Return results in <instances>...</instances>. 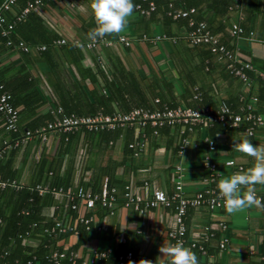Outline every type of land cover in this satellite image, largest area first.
Listing matches in <instances>:
<instances>
[{
    "label": "crops",
    "instance_id": "0c3cea01",
    "mask_svg": "<svg viewBox=\"0 0 264 264\" xmlns=\"http://www.w3.org/2000/svg\"><path fill=\"white\" fill-rule=\"evenodd\" d=\"M29 1L16 0L11 11L5 14L7 21H13ZM178 1H169L175 2L173 10H184L176 6ZM186 1L194 4L188 8H195L194 20L205 22L221 45L240 61L251 65L246 72L247 85L230 75L227 61L212 54L207 46H189L185 39L186 20L165 16L164 3H158L155 12L147 16H140L134 10L125 32L104 37L114 42L124 36L131 42L130 47L115 43L111 47L84 49L73 46L72 41H89L87 33L96 26L90 0H48L30 10L21 22L11 23L14 25L11 39L29 45L28 53L4 46L2 42L8 39L0 34V72L7 81L16 78L13 82L16 88L27 89L19 93L20 96L25 97V93L31 96L27 109L22 104L17 107L19 129L45 127L53 120L51 111L58 107L65 114L92 116L127 113L135 108L156 111L165 107L208 108L214 113L225 103L234 111L242 104L252 105L254 114L262 119V123L254 127L252 136L246 135L245 123L232 128L206 118L192 132L178 125L158 128L156 134L151 128L142 130L146 145L136 153L128 148L130 143L138 141V131L134 128L120 129L119 136L111 138L77 130L68 134L49 131L45 140H41L35 133L16 149L5 147L2 151L6 156L12 149L16 150L7 172L15 174L14 180L20 185L18 190L24 186H33L34 190L39 185L50 187L51 172L46 181L40 179L41 160L45 162L44 168L51 163L58 178L73 188L90 185L99 189L105 180L108 184L110 178V187L119 195L128 187L144 198L150 197L153 188L169 195L177 180L184 197L190 198L206 190L218 193L220 173L230 176L238 171L236 166H241L242 171L252 166L253 158L239 153L235 143L247 137L253 144L264 145L261 80L264 75V0ZM232 25L241 28L243 34L231 36ZM161 34L173 36L177 42L150 41ZM61 39L66 40V44H56ZM41 46L46 49L38 50ZM2 131L0 119V151L3 142L9 141ZM69 135L75 136L74 145L60 156L65 148L62 144ZM210 141L214 144L213 151L208 149ZM205 157L217 166L219 176L215 182L209 181L203 169ZM5 159L2 161L0 157L3 165ZM227 161H233L235 166L227 167ZM1 167L0 175L7 173ZM177 168L180 170L176 171ZM256 188L259 195H264V186ZM47 199L49 202L38 215L40 222L49 225L64 218L75 230H68L70 234L55 241L54 247L44 245L45 251H74L79 263L84 264H94L90 262L93 252H107L109 264H114L116 256L125 252L133 253L136 264L140 260L168 264V257L161 255L159 248L172 243L167 236L174 227L172 208L157 206L139 214L121 207L118 204L121 198L111 212L97 204L92 210L80 206L75 212L78 218H92L86 230L76 218L65 216L67 200L63 196L50 194ZM183 220L185 246L196 245L191 250L199 264H258L264 258V209L253 207L230 215L225 209L188 208ZM219 223L226 229L221 230ZM222 238L228 240L224 250L219 249ZM26 244L32 250L39 246L36 240L26 241ZM199 247L205 249L204 254ZM1 260L0 256V264Z\"/></svg>",
    "mask_w": 264,
    "mask_h": 264
},
{
    "label": "built area",
    "instance_id": "2783aa9c",
    "mask_svg": "<svg viewBox=\"0 0 264 264\" xmlns=\"http://www.w3.org/2000/svg\"><path fill=\"white\" fill-rule=\"evenodd\" d=\"M16 0H4L0 4V33L2 36L7 37L12 29L13 24L7 23L4 17V12L10 10L14 5ZM44 1L48 0H32L27 2L25 8L22 10L21 14L17 17V20H22L30 10L41 5ZM135 11L140 16H147L153 13L156 9L153 2L150 0H141L135 4ZM167 15L173 19H184L187 22L188 31L186 33V42L191 47L197 46H207L212 54L217 55L221 59L227 61V69L230 75L238 78L244 84H248L249 79L246 74L248 70L252 67L247 62L240 61L234 53L227 50L223 45L220 44L219 39L216 35L212 34L206 23L203 21H196L192 18L195 14V8L184 9V10H173L171 3L168 4ZM231 36H240L243 34V30L237 25H232L230 29ZM252 35V33H250ZM143 39H147L145 36ZM141 38V39H142ZM151 42L167 41L172 44L177 42V39L173 36L167 34L156 35L150 39ZM115 43L121 44L124 47H130L131 42L124 36H119L116 41H110L108 39H98L96 41H87L85 43H80L79 41H72L74 46L84 48V49H94L98 46L111 47ZM58 45L66 44V40L61 39L56 41ZM6 45H12L10 40L6 41ZM23 52H28V47L22 42H18L16 45ZM38 50H45V46L38 47ZM262 84L264 86V75H261ZM255 101V99H253ZM0 114L3 118V128L7 132L15 133L18 131V120H19V110L13 104L11 94L5 89L4 85L0 83ZM51 116L53 120L48 122L45 127H42L35 131L41 140H45V134L49 131H58L62 133H73L77 130H84L86 132H101L108 130H118V129H136L138 131V141L130 143L128 148L134 150L136 153L141 152L145 148L146 135L142 133L145 127H150L153 133L156 134V130L161 127H172L181 126L184 130L192 132L194 127L201 124L204 119L210 118L216 123L222 125H228L229 127L235 128L241 123L247 124L244 129L246 135L252 136L254 127L262 123L260 116L254 114L252 105L242 104L237 111L230 109L225 103H222L218 110L212 113L208 108H203L200 110L191 108H163L161 110L150 111L146 109L135 108L127 113H117L112 115L105 114H95L92 116H76L74 114H65L62 108L58 107L51 111ZM33 135V132L26 130L23 136L16 140L12 148L18 147L20 143H26ZM186 143V140H182ZM208 149L210 151L214 150V144L212 141L208 143ZM2 152H0L1 157ZM227 167L235 166L233 161H227L225 163ZM203 169L208 173V178L210 182H215L218 179V170L215 163H213L209 157H205L203 160ZM238 171H242L241 166H236ZM180 169L177 168L176 171ZM147 183H144V187ZM7 188L18 190L20 185L13 180H0V190H5ZM35 191L39 196L44 194H51L54 196H63L67 200L66 208L78 212L80 206H83L86 210H92L97 204L102 209H106L111 212L116 206L118 198L116 196V189L109 187L107 180L102 184L101 190L97 193H91L90 191H85L82 188H78L76 192H73L70 188L63 190L58 189H48L42 188L41 186L35 187ZM258 196L264 197V195ZM122 204L121 207L124 209H131L137 213H142L146 209H153L157 206H162L164 208H172L174 212V227L167 234L168 238L172 243L176 241H182L185 245V233L186 228L184 224V216L188 208H198L206 207L208 210H221L224 209V202L220 197L219 192L215 193L213 190H206L204 192H199L193 197H184L182 195V187L179 180L176 181L174 191L169 195L165 192L153 188L151 190V195L149 198H144L141 193L133 192L128 187L124 189L121 195ZM27 214V212H24ZM79 223L85 226L88 230L90 223L92 222L91 217H80L78 218ZM218 227L221 230H225L226 226L223 223H219ZM68 230L62 226L61 222L56 220L53 225L43 230L44 234L48 237H55L59 234H64ZM69 231H74L72 228ZM207 234L210 233L209 228H206ZM210 235V234H209ZM228 240L222 238L219 243V249L224 250ZM191 248H195L196 245L191 243ZM201 253H205L203 247H199ZM46 261L49 264H61L63 261L66 264H84V262L79 263L78 254L74 251L61 252L53 251L48 254ZM132 264L135 263V259L132 252H125L123 254H118L114 264ZM91 263L98 264H109L107 262V252H93ZM30 264V262L28 263Z\"/></svg>",
    "mask_w": 264,
    "mask_h": 264
},
{
    "label": "trees",
    "instance_id": "16d2710c",
    "mask_svg": "<svg viewBox=\"0 0 264 264\" xmlns=\"http://www.w3.org/2000/svg\"><path fill=\"white\" fill-rule=\"evenodd\" d=\"M140 1L141 0H137L135 2V4L140 2ZM150 1L154 3L156 9H157L156 5L158 3H162V4L164 3L165 7L166 6L168 7L169 3H171L172 6L175 3V2L174 3L169 2L170 0H150ZM2 2H0V4ZM15 3H16V1H15ZM15 3H14V5H15ZM176 6L181 7L183 9H188L191 6H194V4H188V2L186 0H180V1H178ZM12 7L10 8L9 11L4 12L3 15H4L5 19H6L5 14L10 12ZM167 7H166L165 12H164L165 16L167 15V13L169 11V9ZM24 8H22L19 11V13L15 16L13 21L8 22L6 19V22L10 23V24L11 23L15 24L17 22H21L22 20H24V18L26 16L20 21L17 20V17L21 14V12ZM13 29H14V25H13ZM13 29H12L11 33L7 36V39L12 42V45L8 46V45H6V42L3 41L2 43L4 44V46H6L7 48H13V47L18 48L16 46L17 43L22 42L25 46L28 47V52H29V50H30L29 45H27L25 42H23L21 40L14 42L11 39L10 36H12ZM4 38H6V37H4ZM0 39H2V38L0 37ZM19 50L22 51L21 49H19ZM28 52H25V53H28ZM14 80H16V78L13 80L7 81L4 77V75H2L0 72V83H2L5 87V89L11 94L14 106L18 107L19 105L22 104L23 108L27 109V107L31 103V96L28 93H25V97L20 96L19 93L26 91L27 89L23 88V87L20 89L16 88L17 86L14 85V83H13ZM12 85H14V86L12 87ZM67 114H72V113H67ZM109 115H112V114H109ZM0 119L2 122L3 136L5 139L8 138V140H9L8 142L7 141L3 142V144H2L3 149L0 152H2L5 149V147L6 148L7 147L12 148L13 143L16 140L20 139L26 130L30 129V132H33V135L35 134V131L38 130V129H33V128L31 129L29 127H27L26 130L25 129L20 130L19 124H18V131L17 132H15V133L7 132L3 128V118H2L1 114H0ZM49 120H51L50 117H49ZM145 129H150V127H145L143 130H145ZM119 130L120 129L108 130V131H101V132H97V133H99L100 135H102L104 137L111 138V137L119 136ZM89 133H94V132H89ZM6 134L9 135V137H6ZM66 137H67L66 138L67 142L62 144V147L64 146L65 148L63 149L62 152L59 153L60 156H63L65 153H67L68 152L67 150L69 149V147H73V145H74L73 139L75 136L69 135ZM15 149L14 150L12 149V151L10 153H8V155H6V156H4L5 155L4 153L1 154V160L2 161L6 157V159H5L6 165L5 164L3 165L2 161L0 160L1 161L0 165H2V167L1 166L0 167L3 168L4 172L10 171V169L8 168L10 166L9 162L12 160V156L16 151ZM43 166H45V162L41 160L40 161V172H41L40 179H45V181H46V179L48 178V172L52 173L51 185H50V187H48V189L62 188L63 190H67L70 188L73 192H76V190L78 188H82L85 191H90L91 193H97L101 190L102 185L100 186L99 189L98 188L95 189L94 186L91 187L90 185H85L83 187L73 188V186H71L69 183H63L58 178L57 172H56L55 168L52 167L53 165L51 163H49L46 168H44ZM14 175L15 174L11 175L8 172L3 173V174L1 173L0 180H5V179L14 180L15 179ZM53 175H54V177H53ZM108 179H109L108 180V184H109L108 186L110 187L112 185L110 182V178H108ZM39 186L42 187L43 185H39ZM49 195L50 194H44V195L39 196L37 194V192H35L33 186H32V188L24 186L21 190H18L16 192L10 191V190H6V191L3 190V192L0 191V236H1L0 237V256L2 257L1 264H28L29 262H30V264H44V263L48 264L45 257L53 251H51V252L48 250L45 251L44 248H42V247H44V245H46L47 247H54L56 245L55 241L59 240L63 236H67V234H70V233L66 232L64 234L56 235L55 237H48L46 234H44L43 230L50 227L54 223L53 222L49 225L43 224L42 222H40V219L38 216L39 212H41L43 210V208H45V206L49 202L47 199V198H49ZM121 195H122V193L119 195V193H117V191H116V196H117L118 200H119V198H121ZM118 202L119 201H117V203ZM117 203H116V205H117ZM118 204L121 205L122 201H120V203H118ZM24 212H27V214H25ZM65 213H66L65 216L69 217L70 219L76 218L78 220V215L74 211L67 209V211ZM57 220H60L62 226L65 227L67 230L72 228V227H69L71 224L64 221V218H62V219L60 218ZM72 230H75V229L72 228ZM29 240L38 241L39 246L36 249L32 250L26 244V241H29ZM61 264H65V262L63 261ZM258 264H264V258Z\"/></svg>",
    "mask_w": 264,
    "mask_h": 264
},
{
    "label": "clouds",
    "instance_id": "9594fccd",
    "mask_svg": "<svg viewBox=\"0 0 264 264\" xmlns=\"http://www.w3.org/2000/svg\"><path fill=\"white\" fill-rule=\"evenodd\" d=\"M90 7L96 26L88 31L87 38L96 41L125 32L136 6L133 0H90ZM235 148L239 153L253 158V164L247 170L237 171L230 176L220 173L217 190L224 202V209L230 215L253 207L264 209V197L257 195L256 188L257 185L264 186V145L253 144L244 137L235 143ZM159 252L168 257V264H199L196 254L179 240L162 244ZM139 264H152V261L140 260Z\"/></svg>",
    "mask_w": 264,
    "mask_h": 264
}]
</instances>
